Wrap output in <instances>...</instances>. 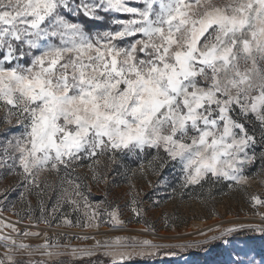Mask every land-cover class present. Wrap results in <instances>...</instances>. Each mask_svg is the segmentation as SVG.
<instances>
[{"label": "snow or ice", "instance_id": "obj_1", "mask_svg": "<svg viewBox=\"0 0 264 264\" xmlns=\"http://www.w3.org/2000/svg\"><path fill=\"white\" fill-rule=\"evenodd\" d=\"M61 7L99 20L104 19L101 11L129 18H113L115 28L90 34L61 14ZM23 56L31 57L30 64L12 63ZM0 102L6 109L0 123L15 118L25 129L0 149V166L25 189L20 196L24 207L15 212L18 222L27 217L49 228L99 230L106 224L116 230L134 221L145 224L142 231L154 232L145 202L131 184L137 173L147 179L168 159L179 160L181 182L167 195L183 199L188 187H198L204 195L205 184L210 198L214 179L230 182L229 191L241 188L249 179L247 167L257 160L264 172V0H140L138 6L129 0H80L79 5L72 0H0ZM249 122L255 127L250 129ZM149 148L157 154L147 153ZM17 153L22 171L7 165ZM128 153L144 154L137 155L142 162L135 169L125 163ZM88 161L96 183L106 180L109 168L124 169L131 221L121 219L108 192L104 201L92 204L85 194L88 185L77 182L79 175L69 178ZM101 167L104 171H98ZM44 171L57 176L60 188L50 211L46 197L55 185L40 180ZM25 193L37 196L38 216ZM248 202L254 209L264 207L259 194ZM160 203L152 201L153 206ZM253 215L261 223L218 226L207 240L194 243L218 244L227 257L224 264H264L252 238L240 235L264 236V212ZM163 220L171 226L167 213ZM0 226L25 237L41 235L3 221ZM43 235L35 245L0 235L5 249L0 264H128L157 256L161 249L188 247L187 242L163 245L137 236ZM66 236L95 242L61 244ZM37 253L46 259H31Z\"/></svg>", "mask_w": 264, "mask_h": 264}, {"label": "rangeland", "instance_id": "obj_2", "mask_svg": "<svg viewBox=\"0 0 264 264\" xmlns=\"http://www.w3.org/2000/svg\"><path fill=\"white\" fill-rule=\"evenodd\" d=\"M74 5H79L80 0H72ZM131 6H138L140 0H129ZM61 14L65 15L69 20L75 23H81L85 27V31L95 33L98 31H104L108 28H115L116 25L111 24V20L115 19H127L128 14L125 13H105L101 11L99 15L103 16V20L94 19L92 17L84 16L81 11L79 15L71 12L67 9L60 8ZM52 42L59 43L58 38H51ZM128 41H126L127 43ZM38 54V50H32ZM19 62L25 65L30 64L31 57L23 56L19 61L12 62L13 64ZM2 103V102H0ZM6 109L0 107V117L5 115ZM235 115V113H234ZM248 127L251 129L255 127L251 122L248 123ZM24 126L15 123L5 124L0 123V149H2L5 143L14 138L19 137L24 133ZM257 140H259V129H256ZM262 150L261 146L257 144L255 151L259 153ZM151 155H156L157 150L149 148L146 150ZM161 155H164L161 150ZM18 153L17 159L13 161L7 160V165H16L17 171H22L19 168ZM137 155L143 156V153H128L125 157V163H127L132 169H135L137 165L142 162L137 160ZM0 157H3L2 151H0ZM150 158V157H149ZM104 159V158H101ZM86 162L84 167H76L75 173L70 174L69 178H73L75 175H79L80 179L78 183L88 185V189H85V194L88 196L89 201L92 204L105 200V192L109 193L108 199L119 205L122 211L121 219L128 222L132 220V213L128 210V202L131 200V196L125 193L129 190L130 185L124 176V169L121 168L119 172H112L108 169V175L106 180L96 183L92 180V170L87 167ZM261 164L259 160L254 165L247 167L246 175L249 177L247 183L241 188L229 191L227 184L230 182L214 179V188L211 197L207 196L208 185H204L205 193L201 195V189L198 187H188L185 189V195L183 199L176 197L175 199H169L167 193L172 187L177 186L182 179L183 173L181 171L182 165L179 160L172 161L168 159L166 166L158 173L152 174L149 172L147 179L141 176L139 173L131 178V184L135 185V191L139 192L140 197L145 202L147 207L146 219L151 223V226L155 229L154 232H145L142 229L145 227L144 223L130 222L126 223V226L121 229L112 230L108 225H102L99 230L95 228H79V227H65L52 225L47 227L45 224L40 223L38 226L30 221L27 217L23 219V222H18L20 218L15 214L24 207V201L20 199L21 193L25 191L23 187L16 183L17 177L7 175V167L0 166V174L3 178H0V221L8 224H15L18 229L27 228L30 231L40 232V236H28L17 235L12 233V230L7 227L0 226V235L11 234L13 238L18 241H24L30 244H40L44 240V232L49 235L59 236L60 234H88L95 236V239L102 240L115 236H137L140 238L151 239L156 243L163 245H177L188 243V247H172L171 249H161L160 254L157 256L141 259L137 258L128 262V264H224L227 257L221 255L220 246L215 242H209L207 244H196L194 242L205 241L218 231V226H228L230 223H261L259 216H254L256 211L264 212V207L253 208L248 202V197L254 194H259L264 197V172H260ZM98 171H104L101 167ZM259 173V174H257ZM63 175V173H61ZM41 181H48L55 185L53 190L48 193L46 197L47 207L50 211L52 206L56 203V198L60 194V188L58 178L54 173L44 171L40 174ZM150 180L156 185L155 188L150 186L147 181ZM9 189L7 192L4 189ZM90 189V190H89ZM191 194V196L189 195ZM27 200L31 201L32 205L36 208L35 213L39 214L37 196L33 194L25 193ZM93 195H99L101 200H96ZM200 197V198H197ZM152 201H161L160 204L152 205ZM15 207V211L13 210ZM65 212L71 211L69 207L64 208ZM84 209H80V214L83 215ZM167 213L170 217L169 224L171 226L166 227L163 214ZM76 214L73 213V216ZM105 219L107 217L105 216ZM211 229V231L209 230ZM203 233V234H201ZM241 237H251L252 245L256 249L257 253L264 255V236L254 232H244L240 234ZM61 244L71 243L73 246H89L94 244V240H82V239H69L61 237ZM5 249L0 247V253H3ZM165 251H172L175 255L165 256ZM260 255H257L256 259L259 261ZM33 260L46 259L37 253L33 257ZM99 259H106L103 256H99Z\"/></svg>", "mask_w": 264, "mask_h": 264}, {"label": "trees", "instance_id": "obj_3", "mask_svg": "<svg viewBox=\"0 0 264 264\" xmlns=\"http://www.w3.org/2000/svg\"><path fill=\"white\" fill-rule=\"evenodd\" d=\"M95 198H96V200H101L102 199V197L101 196H99V195H93ZM48 208V207H47ZM35 215H39L37 212L35 213ZM53 225H56V224H53Z\"/></svg>", "mask_w": 264, "mask_h": 264}]
</instances>
